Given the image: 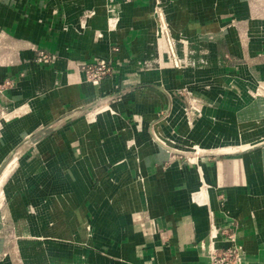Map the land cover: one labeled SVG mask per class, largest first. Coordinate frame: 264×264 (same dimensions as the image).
<instances>
[{
	"label": "crops",
	"instance_id": "0c3cea01",
	"mask_svg": "<svg viewBox=\"0 0 264 264\" xmlns=\"http://www.w3.org/2000/svg\"><path fill=\"white\" fill-rule=\"evenodd\" d=\"M230 1L233 7L227 12L233 24L223 48L230 59L221 65L219 45L213 44L212 83H220L223 74L264 83V14L255 9L256 0ZM132 12L123 15L115 32L121 53L100 85L84 79L77 57L60 59L51 75L54 85L56 80L59 84L29 104L28 78L35 73L36 88L44 85L40 67L20 55L21 63L6 69L2 78L21 82L4 94V104L11 109L0 121V166L17 145L18 156L27 155L23 139L29 133L40 127L57 131L37 135L35 169H19L13 177L24 187L36 182L41 197L30 216L17 222L25 232L13 239L19 244L16 255L4 254L0 264H208L210 244L224 247L227 242L217 236L209 243L211 224L217 226L227 215L237 220L233 225L246 264H264V144L203 155L196 164L193 158L173 154V145L183 152L192 131L183 108H174L167 93L170 65L154 54L151 37L141 32L139 23L125 21L137 18ZM42 32L30 34L43 45L49 41ZM71 36L64 39L52 31L51 49H84L89 51L84 54L95 56L93 50L105 54L110 48L108 41L95 42L93 35ZM195 78L198 84L203 75ZM118 81L126 93L120 101L94 113L96 117L90 113L66 120L74 110L64 111L84 108ZM193 81L186 76L183 82ZM219 109L216 121L226 129L237 128L223 121ZM203 126L197 123L194 129ZM19 190V198H3L13 204L15 217L24 206ZM221 197L226 198L222 208Z\"/></svg>",
	"mask_w": 264,
	"mask_h": 264
},
{
	"label": "rangeland",
	"instance_id": "374dc122",
	"mask_svg": "<svg viewBox=\"0 0 264 264\" xmlns=\"http://www.w3.org/2000/svg\"><path fill=\"white\" fill-rule=\"evenodd\" d=\"M232 7L233 2L230 0H0V121L11 109L8 104H4V94L17 89L21 82L17 78L12 79V76L2 77L9 66L21 63L18 61L20 55L24 57L25 62L38 65L44 76L42 89H37L35 86V73L28 78V89H31V92L26 99L29 104H34L35 96H45L54 91L53 89L59 84L56 80L54 85L51 75L55 74L56 69L53 66L60 59L77 57V68L83 73L84 79L94 85H100V81L113 72L116 54L121 53L115 32L119 29L123 15H131L133 11L132 14L137 18L131 20L126 18L125 21L139 23L141 32L144 31L151 37L150 47L154 54H159L160 60L164 57L166 63L170 65L173 76L172 85L167 93L174 108H183L188 127L192 131L190 136L192 139L181 150L186 154L180 152L179 147L174 145L173 154L177 157L184 156L188 161L189 158H193L196 164L203 155L227 154L256 144H264V83L252 80L249 76L226 74L222 75L224 78L220 83H212L215 70L212 69L211 62L209 63V56L213 44L219 45L218 61L221 65L230 59L229 52L223 48L227 41L228 28L233 24V21H229V12H227L232 10ZM254 7L257 12L261 10V14H264V2L256 0ZM36 29L39 32L44 31L40 36H44L49 42L43 45L36 43L32 38L34 35L30 34V31L34 33ZM52 31L61 33L64 39L68 35H72L71 37L93 35L95 42L105 39L110 48L105 54H99L103 51L93 50L98 52L94 53L95 56L86 53L85 55L83 52L89 51L84 49H65L59 52L50 47ZM104 57L110 61V70L98 83H95L97 78L87 73L82 65ZM142 65L145 67V63ZM21 75L25 76L23 73ZM197 75H203V78L198 80L200 82L198 84L195 81ZM186 76H191L194 81L186 84L183 82ZM110 85L108 92L97 96L88 105H83L84 108L74 107L64 111L62 114L74 110L72 114L67 115L66 120L88 116L90 113L96 117L98 114L94 113H101L110 105L120 101L126 94L122 92V83L118 81ZM220 101L222 104L225 102V105L222 106ZM218 109L223 112L224 122L234 123L238 127L226 129L222 123L217 122L215 118L220 116ZM60 118L59 115L55 122ZM197 123L204 125L198 132L194 129ZM51 131L57 130L40 127L38 131L29 133L23 139L27 155L20 158L16 152L20 148L17 145L6 157L7 160L1 162L0 259L6 253L16 255L19 244L13 242V239L19 235L18 233L25 232L24 227L19 229L17 222L30 216L34 201L41 197L37 194L36 182L30 187H24L19 180L14 182L13 177L19 169H35L37 163L35 139L37 135L48 134ZM201 138L205 139L201 141L204 143L199 142ZM21 188L24 200L23 211L20 213L18 210L15 217L10 209L13 204L10 200L3 202V198L13 196L19 198L20 195L15 192H19ZM249 197L253 202V193ZM220 200L222 208L226 198L221 197ZM227 216H224L223 221L217 226L211 224L210 239L208 237L210 243L218 236L222 241H227L226 246L215 247L210 244L209 251L215 248L222 251L229 246L233 249L229 264H246V252L238 240L233 225L237 220ZM215 228L217 231L213 235L212 231Z\"/></svg>",
	"mask_w": 264,
	"mask_h": 264
},
{
	"label": "built area",
	"instance_id": "2783aa9c",
	"mask_svg": "<svg viewBox=\"0 0 264 264\" xmlns=\"http://www.w3.org/2000/svg\"><path fill=\"white\" fill-rule=\"evenodd\" d=\"M83 69L92 77L97 78L95 83H98L104 75L110 70L109 59H100L98 61L85 63L82 65ZM233 249L229 246L218 251V248L208 251V264H229V258L232 255Z\"/></svg>",
	"mask_w": 264,
	"mask_h": 264
}]
</instances>
